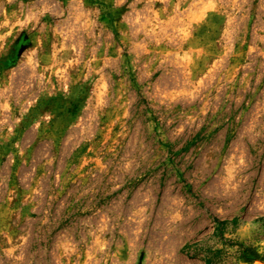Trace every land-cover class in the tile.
I'll use <instances>...</instances> for the list:
<instances>
[{"label":"rangeland","instance_id":"rangeland-1","mask_svg":"<svg viewBox=\"0 0 264 264\" xmlns=\"http://www.w3.org/2000/svg\"><path fill=\"white\" fill-rule=\"evenodd\" d=\"M0 264H264V0H0Z\"/></svg>","mask_w":264,"mask_h":264}]
</instances>
